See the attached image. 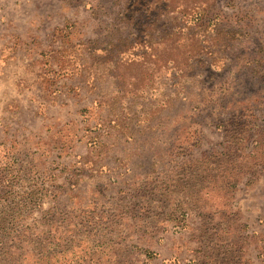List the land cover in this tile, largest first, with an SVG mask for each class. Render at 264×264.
<instances>
[{
	"label": "rangeland",
	"instance_id": "rangeland-1",
	"mask_svg": "<svg viewBox=\"0 0 264 264\" xmlns=\"http://www.w3.org/2000/svg\"><path fill=\"white\" fill-rule=\"evenodd\" d=\"M0 264H264V0H0Z\"/></svg>",
	"mask_w": 264,
	"mask_h": 264
},
{
	"label": "trees",
	"instance_id": "trees-1",
	"mask_svg": "<svg viewBox=\"0 0 264 264\" xmlns=\"http://www.w3.org/2000/svg\"><path fill=\"white\" fill-rule=\"evenodd\" d=\"M6 199L0 197V206L3 207V204ZM22 216L10 215L5 210H0V243H4L6 239V234L8 233L7 225L12 224L18 218ZM9 235V233H8Z\"/></svg>",
	"mask_w": 264,
	"mask_h": 264
},
{
	"label": "clouds",
	"instance_id": "clouds-1",
	"mask_svg": "<svg viewBox=\"0 0 264 264\" xmlns=\"http://www.w3.org/2000/svg\"><path fill=\"white\" fill-rule=\"evenodd\" d=\"M2 91H3V88H2V86H0V92H2ZM2 104H3L2 98H0V106H2Z\"/></svg>",
	"mask_w": 264,
	"mask_h": 264
}]
</instances>
